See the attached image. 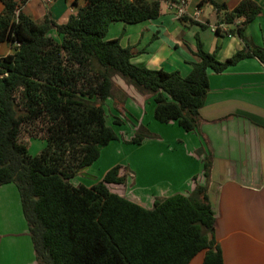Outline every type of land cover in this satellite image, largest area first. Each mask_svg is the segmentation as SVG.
<instances>
[{
	"label": "trees",
	"instance_id": "trees-1",
	"mask_svg": "<svg viewBox=\"0 0 264 264\" xmlns=\"http://www.w3.org/2000/svg\"><path fill=\"white\" fill-rule=\"evenodd\" d=\"M82 1L78 7L74 0L75 14L58 24L49 14L36 23L18 12L25 0H0V44L13 49L0 56V185L13 184L18 191L37 264H189L199 253H204L201 264H224L206 186L155 198L146 209L108 189L124 183L120 166L91 187L72 180L118 139L104 109L113 98L114 77L150 96L156 122L192 132L200 124L209 73H223L246 58L264 64V47L244 34L261 7L241 0L228 10L224 3L200 0L197 7L212 5L225 24L242 20L227 34L236 35L243 48L218 61L196 33L198 61L189 62L191 70L182 77L132 64V47H122L121 38L106 40V34L112 23L157 20L161 2L179 6L186 0ZM24 127L45 142L37 155L21 140ZM152 137L143 128L129 142L139 145ZM202 163L207 180L210 156Z\"/></svg>",
	"mask_w": 264,
	"mask_h": 264
},
{
	"label": "crops",
	"instance_id": "crops-1",
	"mask_svg": "<svg viewBox=\"0 0 264 264\" xmlns=\"http://www.w3.org/2000/svg\"><path fill=\"white\" fill-rule=\"evenodd\" d=\"M73 1L25 0L18 12L36 23L49 14L58 24H63L76 12ZM199 1H184L182 16L177 15L174 6L161 2L157 20L139 23L141 27H123L125 37L120 39V44L132 47L130 62L151 70L177 71L185 77L191 70L189 62L198 61L194 55L196 33L204 50L215 52L218 61H224L241 50L243 45L238 37L227 33L242 20L225 24L212 5L205 3L197 7ZM215 1L232 10L241 0ZM252 1L262 11L245 27L244 34L253 45L264 47V0ZM83 5L82 0H77L78 7ZM198 24L205 25V28ZM215 28L219 29V34L215 33ZM51 34L59 39L54 31ZM3 45L0 44L1 53L10 54L11 46ZM175 50L181 55L176 61ZM124 83L119 85L121 100L108 98L105 102L111 105V101L114 102L118 109L121 105L127 117L135 116L137 120L141 113L145 114L146 106H150L152 113L154 104L150 96L140 95ZM208 85L196 130L185 132L172 123L161 130L152 123L160 130L156 134L151 133L149 127L145 128L157 137V141L149 138L142 144L154 147L155 143L160 157L165 152L172 158L170 162L177 163L165 167L157 165L155 170L146 167L148 176L144 178L135 168L131 170V165L127 166L130 168L127 177L133 183L129 192L138 200L127 199L150 209L155 198L188 195L195 185L206 186L215 216V239L223 263L264 264V64L255 58L243 59L223 73H209ZM198 150L201 152L199 156ZM205 156L211 158L207 180L203 175ZM98 162L78 173L75 185L91 187L99 181L109 168L97 176L94 169ZM85 175H89L87 180L79 179ZM203 254L196 255L189 264H201ZM0 264H37L19 194L13 184L0 185Z\"/></svg>",
	"mask_w": 264,
	"mask_h": 264
},
{
	"label": "rangeland",
	"instance_id": "rangeland-1",
	"mask_svg": "<svg viewBox=\"0 0 264 264\" xmlns=\"http://www.w3.org/2000/svg\"><path fill=\"white\" fill-rule=\"evenodd\" d=\"M177 15L182 16L176 12ZM131 28V27H141L140 24H134V25H128L123 23H112L108 27V32L106 34V38L116 39V38H124L125 37V31H123L124 28ZM5 47H10L7 45H3ZM11 51L10 54L13 52V49L10 47ZM174 60L176 61L177 58H180V53L175 50L174 51ZM5 56L7 54H3L0 51V56ZM162 56V55H161ZM114 89H113V98L112 100L117 99L121 100L122 96H120V88L119 85L123 84L124 81L120 79L119 77H114ZM126 85V83H124ZM112 105L105 102L104 103V109L106 114V119L108 125L114 130L116 133L118 139L116 141H113L109 143L106 147L102 148L100 151V156L98 158L99 164L95 167L94 171L96 172L97 176H101L104 170L110 169L114 166H120L119 170V176H123L125 181L122 185H108V189L112 193H116L119 196L125 197V198H132L136 201L138 199L134 198L132 196V193L129 192L133 188V183H131L130 179L127 177V174L129 173V167L127 166L131 165L134 170H138V174L141 178H144L147 175L146 167L151 170H155V166L157 165H171L176 164V161L170 162L171 157L167 155L165 152L160 157L158 155V147L154 143V147L147 146L146 144H142L144 140H147L149 138L143 139V141L139 145L131 144L130 138H133L135 135H139L142 133L143 128L149 127L150 132L153 134H156L159 132L162 127L166 128V124H160L156 122L153 119V110L152 113L150 112V106H146L144 109L145 114L141 113L139 116V120H137V117H127L125 115V112L123 111L124 108L119 105L120 109L116 108V104L112 102ZM144 117V119H143ZM116 119H120L121 123L120 125L114 124V121ZM143 120V122H142ZM138 122V123H137ZM154 125H157L160 127V130L155 128ZM141 125V126H140ZM135 126L136 129H135ZM154 126V127H152ZM134 128V129H133ZM133 129V131H131ZM170 129V128H169ZM147 130V129H146ZM148 131V130H147ZM36 131H33L31 127H24L21 130V140L27 145L28 152L30 155H37L41 152V150L45 147V142L43 139H39L40 135H36ZM35 139H34V138ZM153 141H157V137L154 136L152 138ZM152 142V141H151ZM100 171V172H99ZM81 172V171H80ZM79 172V173H80ZM150 175L151 173L148 172ZM157 174V173H156ZM159 175V174H158ZM89 178V175H85L83 178L82 176H79V179L87 180ZM132 178V177H131ZM76 178L72 180V183L75 184Z\"/></svg>",
	"mask_w": 264,
	"mask_h": 264
},
{
	"label": "built area",
	"instance_id": "built-area-1",
	"mask_svg": "<svg viewBox=\"0 0 264 264\" xmlns=\"http://www.w3.org/2000/svg\"><path fill=\"white\" fill-rule=\"evenodd\" d=\"M184 1H181V3H180V5L179 6H177V5H175V4H171L170 6H174L175 7V9H176V11L178 12V14H180V15H183V5H184Z\"/></svg>",
	"mask_w": 264,
	"mask_h": 264
},
{
	"label": "water",
	"instance_id": "water-1",
	"mask_svg": "<svg viewBox=\"0 0 264 264\" xmlns=\"http://www.w3.org/2000/svg\"><path fill=\"white\" fill-rule=\"evenodd\" d=\"M99 148H101V146H98ZM85 169V168H84ZM82 171V170H81Z\"/></svg>",
	"mask_w": 264,
	"mask_h": 264
}]
</instances>
